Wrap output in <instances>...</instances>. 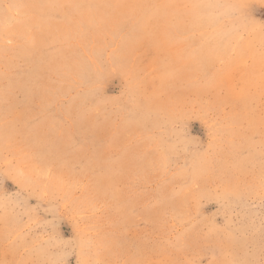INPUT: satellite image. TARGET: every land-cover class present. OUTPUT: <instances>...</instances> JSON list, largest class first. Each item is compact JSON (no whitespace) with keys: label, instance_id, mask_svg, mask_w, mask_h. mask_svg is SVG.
Returning a JSON list of instances; mask_svg holds the SVG:
<instances>
[{"label":"rangeland","instance_id":"374dc122","mask_svg":"<svg viewBox=\"0 0 264 264\" xmlns=\"http://www.w3.org/2000/svg\"><path fill=\"white\" fill-rule=\"evenodd\" d=\"M0 264H264V0H0Z\"/></svg>","mask_w":264,"mask_h":264}]
</instances>
